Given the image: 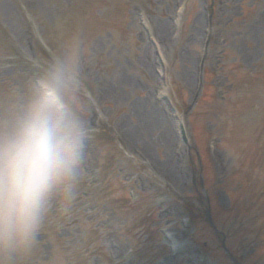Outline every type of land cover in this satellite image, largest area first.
I'll return each mask as SVG.
<instances>
[{"label":"rangeland","instance_id":"rangeland-1","mask_svg":"<svg viewBox=\"0 0 264 264\" xmlns=\"http://www.w3.org/2000/svg\"><path fill=\"white\" fill-rule=\"evenodd\" d=\"M76 44L81 182L0 264H264V0H0V121Z\"/></svg>","mask_w":264,"mask_h":264},{"label":"clouds","instance_id":"clouds-1","mask_svg":"<svg viewBox=\"0 0 264 264\" xmlns=\"http://www.w3.org/2000/svg\"><path fill=\"white\" fill-rule=\"evenodd\" d=\"M81 50L70 46L45 69L22 109L0 121V251L35 242L55 199L68 207L82 179L90 128L70 100Z\"/></svg>","mask_w":264,"mask_h":264},{"label":"bare ground","instance_id":"bare-ground-1","mask_svg":"<svg viewBox=\"0 0 264 264\" xmlns=\"http://www.w3.org/2000/svg\"><path fill=\"white\" fill-rule=\"evenodd\" d=\"M160 31L161 32H163V29L161 30L160 29ZM164 35H162L161 37H163ZM154 105H155V107H156V104L155 103H153ZM153 106V105H152ZM154 111L156 110L155 108L153 109ZM154 114H155V118H156V121H158V123L161 125V127L163 128V131L165 132L166 131V126H168V124H170V121H169V119H167L166 118V116H164V115H162V117H161V119L158 117L159 115H157V113H155L154 112ZM160 120V121H159ZM165 128V129H164ZM175 161V158H174V156H172V157H170L169 158V160H168V162H167V165L168 166H170L171 167V165L173 164V162Z\"/></svg>","mask_w":264,"mask_h":264},{"label":"trees","instance_id":"trees-1","mask_svg":"<svg viewBox=\"0 0 264 264\" xmlns=\"http://www.w3.org/2000/svg\"><path fill=\"white\" fill-rule=\"evenodd\" d=\"M71 95H72V94H71ZM71 95H70V96H71ZM70 100H71V97H70Z\"/></svg>","mask_w":264,"mask_h":264}]
</instances>
